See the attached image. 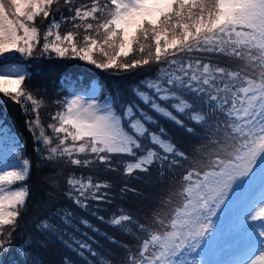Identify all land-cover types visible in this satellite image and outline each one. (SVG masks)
Returning a JSON list of instances; mask_svg holds the SVG:
<instances>
[{
  "label": "snow or ice",
  "instance_id": "snow-or-ice-1",
  "mask_svg": "<svg viewBox=\"0 0 264 264\" xmlns=\"http://www.w3.org/2000/svg\"><path fill=\"white\" fill-rule=\"evenodd\" d=\"M63 3L71 15L64 16L61 12L57 19L53 5H59L60 0H0V56L10 52L31 56L40 44L41 30L37 25L40 20L49 21L43 32V52H53L59 57L71 53L72 57L103 69L127 71L152 63L163 65L156 79L145 82L150 91H135L143 103L201 141L193 149V155L189 157L180 151L166 138L164 129L151 131L150 125L154 123L151 116L133 118L136 105L127 108L126 114H131L129 131L122 127L110 105H105L101 114V106L95 100L76 96L60 101L62 109L51 116L53 123L46 126L52 130L49 135L38 112L43 99L27 91L24 74L0 71V94L20 104L25 111L30 104L36 116L29 126L39 130L36 139L44 145L39 151H47L46 159L117 171L113 157L129 156L131 160L120 162L124 176L131 177L137 171L150 175L155 165L161 182L167 172L187 163L179 189L170 192L152 212L156 228L134 222L127 214L110 220L113 226L139 241L135 248L120 245L127 252L124 264H177L176 258L185 248L195 250L199 246L200 238L210 227V217L227 198L233 183L248 177L254 166L264 161V0H88L78 5L76 0H63ZM65 23H71L77 31L62 35L59 29ZM81 30L84 35L78 42ZM136 52L141 58L127 62ZM97 53L104 57L103 62L95 59ZM182 116L194 127H188ZM197 128L201 131L197 132ZM145 140L152 146L146 147ZM28 172L29 161L25 159L19 170L0 173V185L25 181ZM67 184L69 196L72 191L77 193L74 202L84 209L90 199H107L99 193L111 187L91 175H70ZM128 191L140 194L138 189L127 185L121 189L122 193ZM27 195L23 185L16 190L0 187V248L8 242L4 237L10 239L15 230ZM174 196L182 198L179 205H175ZM5 202L11 211L5 210ZM56 216L67 225L72 213L57 212L40 220L37 231L60 239L71 248L62 239L59 226L51 222ZM251 219L264 220V207ZM133 224L134 228L130 227ZM259 236L264 237V230ZM109 239L117 243L114 238ZM76 243L80 249L91 251L89 245ZM259 243L258 254L241 264H264V240ZM65 264H70L67 258ZM105 264L113 262L107 260Z\"/></svg>",
  "mask_w": 264,
  "mask_h": 264
},
{
  "label": "trees",
  "instance_id": "trees-1",
  "mask_svg": "<svg viewBox=\"0 0 264 264\" xmlns=\"http://www.w3.org/2000/svg\"><path fill=\"white\" fill-rule=\"evenodd\" d=\"M87 2L88 0H76L77 5ZM53 9L57 19L61 12L64 16L71 15L63 0H60L59 5H53ZM56 9L59 11H55ZM48 22L37 21L41 30V40L31 56L13 52L0 56V63H13L24 67L26 76L24 87L37 99H43V106L38 112L47 134L52 135V130L46 127L53 123L51 116L62 109V104L58 102L69 100L71 95L79 91H88L96 83L99 86V98L111 102L124 128L130 131L131 114H126L127 108L129 105H136L133 118H140L141 115L151 116L154 121L150 125L151 131L158 132L159 129H164L166 138H170L180 151L187 153L189 157L193 155V149L201 141L143 103L136 94V89L150 91L146 88L145 82L156 79L159 67L163 65L157 66L152 63L127 71L118 68L103 69L74 58L71 53L59 57L53 52H43L41 47L44 43L43 32ZM59 31L63 35L68 31L77 30L72 28L71 23H65ZM83 35L81 30L77 37L78 42L82 40ZM49 39L52 40L54 37ZM137 58H141L139 52L131 54L127 62ZM95 59L103 62L104 57L97 53ZM160 103L163 105V102ZM35 116L36 113L31 111L30 104L28 111H25L20 104L0 94V134H9L15 140L19 139L21 146L18 155L29 161L26 180L13 183L14 186H25L28 195L10 239L4 237L8 242L0 248V264H33L34 261L36 264H65L66 258L70 264H105L107 260H111L113 264H124L127 252L120 245L126 244L135 248L139 241L121 228L113 226L110 220L115 216L127 214L134 222L156 228L157 225L152 221L153 210L160 207L159 202L170 192L179 189L181 176L189 165L184 163L182 167L167 172L161 182L157 177L155 165L150 169V175L137 171L131 177L124 176L123 164L120 162L131 160L129 156L113 157L117 171L105 170L103 166L84 168L61 159L49 160L45 158L48 155L47 151H39L44 148L42 142L36 139L39 130L34 131L29 126V121L34 120ZM180 118L188 127H194L186 117ZM148 126L146 124V127ZM196 131L201 130L197 128ZM145 146L152 145L145 140ZM70 175L76 177L91 175L97 181L109 183L111 187L101 189L99 193L106 195L107 199H90L87 202L88 208H81L74 202L77 193L72 191V196H69L70 187L67 179ZM125 185L138 189L140 194L131 191L122 193L121 189ZM173 200L175 205H179L182 198L174 196ZM171 207L170 205L168 211H171ZM65 211L72 213L69 224H63L59 216L51 222L59 226L62 239L68 241L72 245L71 248L66 247L60 239L41 235L36 228L40 220ZM210 222H213L212 216ZM214 223L215 221L213 224L210 223L209 230L213 231V236H218L221 229L215 231ZM130 227L134 228V224ZM109 238H114L117 243H113ZM76 242L89 245L91 251L80 249ZM41 244L43 246H40ZM93 252L96 255H92Z\"/></svg>",
  "mask_w": 264,
  "mask_h": 264
},
{
  "label": "rangeland",
  "instance_id": "rangeland-1",
  "mask_svg": "<svg viewBox=\"0 0 264 264\" xmlns=\"http://www.w3.org/2000/svg\"><path fill=\"white\" fill-rule=\"evenodd\" d=\"M13 70L20 74H25L24 67L19 64L13 63H0V71ZM98 84H94L88 91L77 92L70 96L69 99L74 98L76 96L83 97L86 101L95 100L98 105L101 106V114H103L105 110V105H110L112 111L120 118L118 113L113 109L112 104L109 100H101L98 96ZM120 122L122 125V121L120 118ZM122 127H124L122 125ZM125 130H128L125 128ZM18 142V143H17ZM19 139L15 140L9 134H0V173L6 171H16L19 170L23 166V161L25 159L21 158L18 153L20 152ZM261 171L258 169L257 172ZM264 175V171L262 173ZM251 180V174L248 177L241 178L233 183L232 188L228 191L227 198L224 202L215 210V214H221L222 219L228 221L235 220L234 226V234L231 233V230H228L226 225L223 227L222 232L218 237H215V241L210 242L207 245L206 249H204L202 254H199L198 259L194 254H192L191 249L185 248L182 255L179 258H176L177 264H181L179 259L182 260V264H241L242 261L254 258L256 254H258L261 245L259 241L264 240V237L259 236V232L264 230V220H252L251 216L247 218L248 220H244V215L248 211L246 209L250 207H257L261 210V207H264V178L262 176L255 178L256 184L253 187H250V191L246 192L243 190V184ZM0 187H5L6 190H16L19 186L12 185H0ZM243 197L244 199H242ZM235 199L230 205H228V209L225 210V205L229 204L230 199ZM239 198H241L239 200ZM244 205L247 207L244 208ZM239 206H243L240 209ZM5 210L11 211L12 209L8 206L7 202H5ZM220 210L222 213H219ZM256 212V213H258ZM254 213V214H256ZM226 215V218H225ZM237 226L241 227L239 231H241L242 236L246 235L245 238L240 242L236 238ZM233 229V228H232Z\"/></svg>",
  "mask_w": 264,
  "mask_h": 264
}]
</instances>
